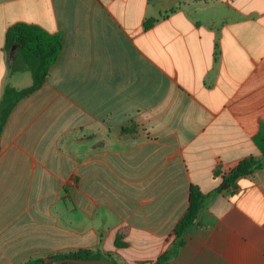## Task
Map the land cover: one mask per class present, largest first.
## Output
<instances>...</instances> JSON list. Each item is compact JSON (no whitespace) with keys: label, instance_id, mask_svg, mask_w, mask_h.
I'll list each match as a JSON object with an SVG mask.
<instances>
[{"label":"crops","instance_id":"crops-1","mask_svg":"<svg viewBox=\"0 0 264 264\" xmlns=\"http://www.w3.org/2000/svg\"><path fill=\"white\" fill-rule=\"evenodd\" d=\"M21 22L63 51L0 136V264H154L192 186L208 198L169 264H264V169L219 192L261 156L264 0H0V100L33 84L5 47Z\"/></svg>","mask_w":264,"mask_h":264},{"label":"trees","instance_id":"trees-1","mask_svg":"<svg viewBox=\"0 0 264 264\" xmlns=\"http://www.w3.org/2000/svg\"><path fill=\"white\" fill-rule=\"evenodd\" d=\"M153 22L151 21V24ZM14 45L19 46V55L12 60L11 71L17 72L22 69L30 71L33 84L31 87L22 90L11 86L4 89L0 100V136L17 104L45 84L51 67L57 62L63 51L61 36L51 34L38 25L22 22L12 25L6 33V49H10ZM254 141L261 152V156H250L241 160L233 171L223 176L219 192L235 190L239 178L264 169V129L255 137ZM220 174L219 171L215 173L216 176ZM207 198L208 196L198 187H191L188 210L174 230L176 236L174 245L160 256L154 264H169L177 255L178 250L185 246V236L191 227L197 225L199 213L203 209ZM116 246L122 248L124 244L118 240ZM64 258L110 259L116 262L111 256L103 255L99 251L79 250L72 253H59L46 259H30L24 264H52L53 261Z\"/></svg>","mask_w":264,"mask_h":264},{"label":"water","instance_id":"water-1","mask_svg":"<svg viewBox=\"0 0 264 264\" xmlns=\"http://www.w3.org/2000/svg\"><path fill=\"white\" fill-rule=\"evenodd\" d=\"M52 264H117V263L110 259L64 258L53 261Z\"/></svg>","mask_w":264,"mask_h":264}]
</instances>
